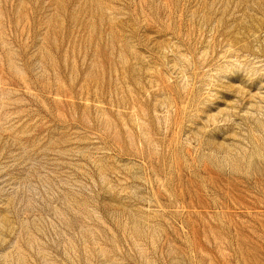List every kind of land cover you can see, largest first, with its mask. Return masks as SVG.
Listing matches in <instances>:
<instances>
[{"label":"rangeland","instance_id":"1","mask_svg":"<svg viewBox=\"0 0 264 264\" xmlns=\"http://www.w3.org/2000/svg\"><path fill=\"white\" fill-rule=\"evenodd\" d=\"M0 264H264V0H0Z\"/></svg>","mask_w":264,"mask_h":264}]
</instances>
